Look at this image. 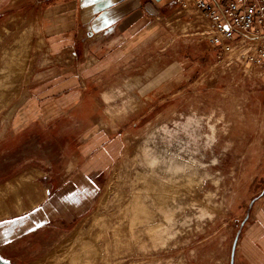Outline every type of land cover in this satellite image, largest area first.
Masks as SVG:
<instances>
[{
  "label": "rangeland",
  "instance_id": "1",
  "mask_svg": "<svg viewBox=\"0 0 264 264\" xmlns=\"http://www.w3.org/2000/svg\"><path fill=\"white\" fill-rule=\"evenodd\" d=\"M37 1L0 2V259L235 264L249 205L264 191V146H247L260 134L250 127L264 124V72L219 57L199 13L148 0L99 73L88 50L100 37L49 50ZM55 63L73 74L46 72ZM99 129L117 143L91 205L76 221L25 230L53 198L66 207L58 188Z\"/></svg>",
  "mask_w": 264,
  "mask_h": 264
},
{
  "label": "crops",
  "instance_id": "2",
  "mask_svg": "<svg viewBox=\"0 0 264 264\" xmlns=\"http://www.w3.org/2000/svg\"><path fill=\"white\" fill-rule=\"evenodd\" d=\"M146 1L148 0H39L36 4L39 8L36 14L46 23L39 26L38 32L48 38L49 50L55 51L75 48L91 36L98 35L100 41L88 50V53L99 57L97 67L102 69L98 71L101 73L103 64H107L109 58L115 57L119 52L120 41L130 29L139 24ZM49 67L46 72L52 74L54 71L60 72L59 74H73L71 69H75H66L67 67L56 63ZM87 72L88 70L85 73ZM87 75V80H91L92 76L89 73ZM53 78L52 76L51 79ZM45 81L47 80L42 82ZM77 94L78 92L74 91L70 92L69 96L75 97ZM259 115L264 117V112L261 111ZM250 131L260 134L259 139L257 135H249L247 146L263 147L264 124L253 125ZM108 134L109 132H104L103 129L97 130L77 151L76 173L71 177V181L60 186L57 192L58 197L65 193L66 207L59 208L53 198L51 204L33 211L30 217L25 219V230L35 229L54 218L71 222L83 215L103 187V165L105 160L110 158L113 145L117 143L116 138ZM237 241L233 258L235 264H264V191L251 200Z\"/></svg>",
  "mask_w": 264,
  "mask_h": 264
},
{
  "label": "built area",
  "instance_id": "3",
  "mask_svg": "<svg viewBox=\"0 0 264 264\" xmlns=\"http://www.w3.org/2000/svg\"><path fill=\"white\" fill-rule=\"evenodd\" d=\"M210 22L206 37L219 57L264 72V0H173Z\"/></svg>",
  "mask_w": 264,
  "mask_h": 264
},
{
  "label": "water",
  "instance_id": "4",
  "mask_svg": "<svg viewBox=\"0 0 264 264\" xmlns=\"http://www.w3.org/2000/svg\"><path fill=\"white\" fill-rule=\"evenodd\" d=\"M157 1H160V0H157ZM0 264H5V263L0 259Z\"/></svg>",
  "mask_w": 264,
  "mask_h": 264
}]
</instances>
